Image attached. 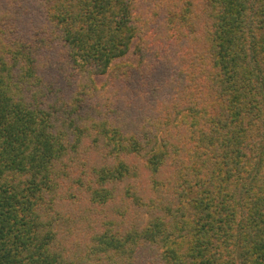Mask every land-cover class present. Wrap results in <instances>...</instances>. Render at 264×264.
Here are the masks:
<instances>
[{
  "label": "trees",
  "instance_id": "obj_1",
  "mask_svg": "<svg viewBox=\"0 0 264 264\" xmlns=\"http://www.w3.org/2000/svg\"><path fill=\"white\" fill-rule=\"evenodd\" d=\"M0 264H264V0H0Z\"/></svg>",
  "mask_w": 264,
  "mask_h": 264
}]
</instances>
